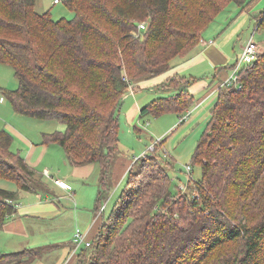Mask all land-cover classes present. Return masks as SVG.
I'll use <instances>...</instances> for the list:
<instances>
[{"label":"trees","instance_id":"trees-1","mask_svg":"<svg viewBox=\"0 0 264 264\" xmlns=\"http://www.w3.org/2000/svg\"><path fill=\"white\" fill-rule=\"evenodd\" d=\"M35 1L0 0V62L18 83L13 90L0 88V96L18 114L62 126L43 132V144L59 146L74 165L97 164L98 211L119 156L116 111L125 92L199 46L202 32L228 3L242 11L249 0H63L73 16L58 19L49 10L38 12ZM252 16L262 24L264 8ZM191 83L178 73L165 79L159 87L165 95L143 105L140 116L174 111L180 119L193 101ZM216 92L191 158L201 168L187 200L194 210L191 226L181 227L183 215L170 209L178 191L169 190L168 168L162 177L150 175L161 161L152 150L134 161L141 163L136 175L148 181L131 189L135 171L123 174L120 195L73 264H264V49ZM11 142V133L1 129L0 178L38 191L43 182ZM17 195L0 187V229L15 212ZM203 231L207 235L198 238ZM236 243L240 257L220 253ZM60 246L0 252V262L32 264Z\"/></svg>","mask_w":264,"mask_h":264},{"label":"rangeland","instance_id":"rangeland-1","mask_svg":"<svg viewBox=\"0 0 264 264\" xmlns=\"http://www.w3.org/2000/svg\"><path fill=\"white\" fill-rule=\"evenodd\" d=\"M249 7L254 12H258L264 8V0H249ZM36 9L37 11L49 9L54 18L60 16L70 18L73 16V12L64 4L63 0H60L58 4H52L51 0H38ZM235 26H237L236 30L230 35L231 28L233 29ZM209 35L211 36L208 37ZM250 36L258 43L259 53H261L264 49V22L258 24L251 15L249 8L240 11L239 7L232 2L228 3L222 11L218 12L214 16L213 21L202 32L204 41L212 40L213 37H216L218 41L219 39L226 41L224 46L230 53V56H233L229 63L231 66L227 68V73L229 74H231L236 63V56L241 52V44L244 45ZM202 43L204 42L202 41ZM217 69L218 65H214L207 55H203L200 52L190 60L178 65V74L191 80L193 88L195 86L197 88L194 93L191 92L193 101L190 107L183 113H180L184 117L182 122L179 119L180 115L174 111H168L158 116L152 113L144 116H140L139 114L143 105L149 103L159 95H165L159 90L161 83L164 82L165 75L162 74L163 76L160 77L159 74L151 76L148 79H139L140 81L135 83L132 91L125 92L116 111L119 156L113 165L112 186L109 194L102 201L103 208L101 209L100 207L98 211L95 210L97 204L96 184L99 173L97 164L93 166L92 172L88 175L78 176L72 173L74 166L66 160L63 150L54 144L47 155L42 156L40 163L33 168L37 174H42L41 177L45 183H42V186H44L35 192L39 194L36 199H40V202L45 203L46 206L52 207L54 205L57 207V210L47 209V212L37 213L40 216H44V221L40 224H37L34 218H31L32 220H29V225H26L28 231V236L26 237L20 235L10 236V234L0 231V252H11L28 246L55 243L61 246L46 251L41 259L35 260L32 264L75 263L74 261L79 255V250L84 246L81 245L76 248L75 253H73L71 245L68 244L73 231L79 228L85 232L90 240L92 239L91 234L94 229L97 231L99 225H91V222L94 221L95 216L102 219L108 213L124 187L126 179L125 175L120 177V165L128 164L124 173L128 172L131 168L135 171L131 175V189L137 187L148 181V178L144 175H136V171H140L141 169V163H134V161L141 155L152 152V150H154L157 159L161 161H157V164L153 163L151 169L148 171L153 177H162L168 168L169 190L173 194L178 191L172 197L170 209L176 212V214L178 212L183 215L179 221L181 227H190V218H193L192 214H194V210L189 208L187 200L194 195L191 183L201 177L200 166L193 163L191 158L196 142L200 138L209 119L210 108L217 95L216 90L214 91L213 89L211 92L217 82V78H219L215 77L219 76ZM203 82L206 84H203ZM168 83L170 85L174 84L173 81ZM17 86L18 83L14 77L12 68L8 64L0 62V88L13 90ZM206 93L210 94L202 100L200 106L187 114V111L192 109L195 101L205 96ZM136 104L138 105L137 107ZM60 128L61 125L55 120H37L16 113L10 102L2 95V99L0 100V130L5 129L11 133V149L13 151H19L23 156L30 149L31 145H34L36 147L34 158H38L41 148L44 147V144H42V133ZM162 161H166L168 164L165 165ZM187 164L191 166L189 172L186 171ZM45 168L54 177H64L71 180L73 184L72 188H68L67 191L59 189L53 184L49 176L43 174ZM143 168L147 169L146 166ZM114 177H116L115 180ZM0 187L16 190L20 204L27 200L24 194L26 192L19 190L16 183L12 180L0 178ZM205 235L207 234L203 231V233H198L196 236L199 238V236ZM64 245L67 247H63ZM241 249L240 244L236 243L222 248L220 253L230 256L234 253H239L238 256L240 257ZM82 260L83 262L88 261V255L85 254L81 258ZM0 264L7 263L0 262Z\"/></svg>","mask_w":264,"mask_h":264},{"label":"crops","instance_id":"crops-1","mask_svg":"<svg viewBox=\"0 0 264 264\" xmlns=\"http://www.w3.org/2000/svg\"><path fill=\"white\" fill-rule=\"evenodd\" d=\"M37 1L38 0L35 1V9H36V5H37ZM51 1H52V4H58L59 3V2L54 3L53 0H51ZM247 8L250 9L251 15H254L256 13L253 11V9L251 7L248 6ZM46 10H49V9H42L38 12H42V11H46ZM60 17H64V16H60ZM60 17H57V18L53 17V18L58 19ZM236 27L237 26H235L233 29L231 28V30L229 32L230 35H232L233 31L236 30ZM210 36L211 35H209L208 37H210ZM201 40L204 43H202V41H201L199 43V46L195 47L188 55L184 56L179 61H177V63L174 65V67H172L170 70H168L164 73H161L159 76L162 77L163 75H165L164 76V80H165V79L169 78L170 76H172L173 74L178 73L177 69H178V65L180 63L187 61V60H190L194 55H196L200 52V53H203V55L204 54L207 55L211 59V61L213 62L214 65H218V69H217L218 73L217 74L219 76H215V77H219V78H217V82L213 86L211 92L213 91V89H214V91L215 90L217 91V87H219L221 85V83L224 80H226V78L229 76V73H227V68H223V67H226V66L230 67L231 66V64H229V63L231 62V59L233 58V56L231 57L230 53L225 48V46H224L225 42H226L225 40L219 39V41H218V39H216V37H213L211 42H209L210 40L204 41L203 38ZM242 45L243 44H241V48H242ZM148 78H150V77H148ZM203 84H206V83L203 82ZM196 90H197L196 86L193 88V86L191 85L190 91L192 93H194ZM210 93H206L205 96L197 99L195 101L192 109L187 111V114L192 112L193 109L198 108L200 106L202 100L205 99ZM137 106L138 105L136 104V107ZM137 109H139V108H137ZM181 120L183 121L184 117L181 116L180 121ZM61 128H62V126H61ZM24 141L27 142V140H25V139H24ZM53 145L54 144H48V145L44 144V147L41 148L40 155L38 158H34V152L36 150V147L34 145H31L30 149L27 150L26 154H23L25 161L33 168L34 166H36L37 164L40 163L42 156L47 155L48 151L50 150V148ZM66 160H68L67 157H66ZM68 162L70 164H72L69 160H68ZM72 165L74 166L72 173H74L78 176L88 175L89 173L92 172L93 166H95L94 163H89V164H84V165H74V164H72ZM127 165L126 164L120 165V177H122L123 174H125L124 170L127 167ZM43 174L46 176H49L52 179V181L54 178H60V177H54L53 175L49 174V170L47 168L44 169ZM41 175H42L41 173H38V174L36 173V177H38L40 179V181H42L44 183ZM120 177H119V179H120ZM60 179H62V181L68 185V188L73 186L71 180L66 179L64 177L60 178ZM115 179H116V177H114V180ZM53 184L56 185L61 190L67 191V189H68V188L63 189V188L59 187L57 184H55L54 182H53ZM2 188H4V187H2ZM5 189H8V188H5ZM96 189H97V186H96ZM8 190H13V189H8ZM46 190H47V186H46ZM22 192H26L24 194H25V198H27V200H25V202H21V204H20V202H18L15 212L11 216L6 218L3 226L0 229V231L6 232L7 234H10V236H19V235L23 236V237L28 236V231H27L26 225H29V220H32L31 218H34L35 222H37V224H40L44 221V219H43L44 216H40L37 213L47 212V209L53 210V211L55 209L57 210V207H55L54 205L52 207H49V206H46L45 203H41L40 199L37 200L36 198L39 196V194H37L33 191H25V190H22ZM101 220H102L101 218H96V216H95L94 221L91 222V225H100ZM95 231L96 230L94 229L93 233L91 234L92 235L91 237H94ZM68 244H70V241L68 242Z\"/></svg>","mask_w":264,"mask_h":264},{"label":"built area","instance_id":"built-area-1","mask_svg":"<svg viewBox=\"0 0 264 264\" xmlns=\"http://www.w3.org/2000/svg\"><path fill=\"white\" fill-rule=\"evenodd\" d=\"M59 1L60 0H53L54 3H58ZM145 26H146L145 21H141L140 23H138L139 29H144ZM209 42H211V40ZM258 55H259V45L250 36L247 39V41L245 42V44L243 45L240 54H238L236 56V63L233 67L231 74H229V76L226 78V80H224L221 83V85L222 84H228L230 81H236L238 71H239L241 65L244 63H248V62L255 60ZM1 99L2 98L0 96V100ZM190 170H191V166H190V164H187L186 165V171L189 172ZM53 182L63 189L68 188V185L66 183H64L62 181V179H60V178H54ZM102 208H103V206L101 207V209ZM71 240L74 244L73 253H75L76 248L80 247L81 245L89 246L90 242H91V240L86 236L85 232H83L79 228H76L73 231Z\"/></svg>","mask_w":264,"mask_h":264}]
</instances>
